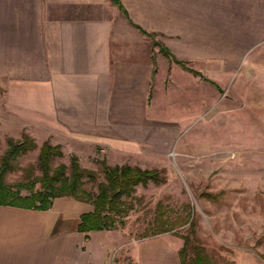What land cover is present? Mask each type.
<instances>
[{
	"label": "crops",
	"instance_id": "1",
	"mask_svg": "<svg viewBox=\"0 0 264 264\" xmlns=\"http://www.w3.org/2000/svg\"><path fill=\"white\" fill-rule=\"evenodd\" d=\"M244 59H264V0H0V117L77 156L166 153ZM90 210L0 203V264H182L168 232L79 230Z\"/></svg>",
	"mask_w": 264,
	"mask_h": 264
},
{
	"label": "rangeland",
	"instance_id": "2",
	"mask_svg": "<svg viewBox=\"0 0 264 264\" xmlns=\"http://www.w3.org/2000/svg\"><path fill=\"white\" fill-rule=\"evenodd\" d=\"M256 61L254 65L244 59L243 68L220 86L219 95L205 101L196 117L179 129L166 153L138 157L97 151L78 156L81 166L96 173L94 180L84 178V187L92 191L104 179L102 159L110 164L128 162L166 169V182L139 184L134 197L128 199L134 208L117 228L123 249L135 240L156 235L160 207L175 224L168 233L181 245L179 233L188 232L189 220H195L198 237L220 264H264V59ZM24 132L5 127L0 117V164L9 139L19 140ZM36 143L12 160L6 183H30L42 174L38 164L41 143ZM62 149L63 155L53 159L52 168L60 163L70 165L75 154ZM39 186L36 180L34 187ZM21 192L27 193V189ZM203 192L217 197L211 199ZM117 258L120 264H132L126 253Z\"/></svg>",
	"mask_w": 264,
	"mask_h": 264
},
{
	"label": "trees",
	"instance_id": "3",
	"mask_svg": "<svg viewBox=\"0 0 264 264\" xmlns=\"http://www.w3.org/2000/svg\"><path fill=\"white\" fill-rule=\"evenodd\" d=\"M160 49L167 52L164 47ZM36 146L35 139L27 132H24L19 140L9 139V146L0 164V203L46 209L51 206L55 197H74L92 205V210L81 215L78 226L81 231L117 229L119 225L124 224L125 217L134 208V204L128 199L134 197L139 184H160L167 181L164 167H142L128 162L110 164L106 159H102L100 162L104 179L98 182L96 191L88 190L84 187V178L94 180L95 171L81 166L77 155L71 156L69 166L60 163L52 168L53 159L62 156L63 149L61 144L45 140L40 146L38 156L42 174L30 183L19 182L16 186L6 183L4 177L12 166V160ZM36 180L40 182L39 188L34 187ZM22 188H26L27 193H22ZM203 194L211 199L217 197L213 192ZM165 213L159 207L155 217L159 227L154 234L175 229L174 222H171ZM179 235L183 239L179 249L182 264H220L215 254L210 252L198 237L197 221L189 220L188 232Z\"/></svg>",
	"mask_w": 264,
	"mask_h": 264
}]
</instances>
